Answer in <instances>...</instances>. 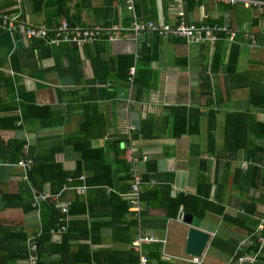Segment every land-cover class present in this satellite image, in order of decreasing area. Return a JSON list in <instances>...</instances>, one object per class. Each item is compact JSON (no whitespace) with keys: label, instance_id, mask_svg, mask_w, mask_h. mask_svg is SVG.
<instances>
[{"label":"crops","instance_id":"0c3cea01","mask_svg":"<svg viewBox=\"0 0 264 264\" xmlns=\"http://www.w3.org/2000/svg\"><path fill=\"white\" fill-rule=\"evenodd\" d=\"M133 2L138 13L136 21L140 23L176 25L180 21V11L184 19L186 15L188 21L197 23L206 22L209 18L221 19L223 27L216 25V29L228 34L226 51L221 50L225 54L224 63L208 72L215 43L207 40L191 43L182 37H170L151 30L143 31L137 39H132L134 32L130 27L133 21L130 22L131 17L125 10L123 0H19V3L0 0V16L18 14L28 25L43 26L52 32L69 14L74 20L73 27L99 33L95 43L80 48L68 42L57 46L48 39V43L42 40L40 44L36 41L41 39H28L20 34L0 31V143L28 141L35 156L47 157L52 150L64 145L65 137L79 132L83 116L91 104L98 105L103 113L108 125L107 136L117 133L123 127L124 120L121 119L125 114L126 99L120 94L123 95L127 89V96L135 95L134 87L123 82L117 67L122 58L132 56L133 63L128 71L130 75L134 70L135 76L140 68L151 69L158 75L156 85L145 91L142 101L134 102L130 97L129 117L132 116V122L138 125L140 119L153 116L161 129L162 122L168 125L172 119L169 108L182 106L194 111L200 108L203 112L194 115L196 122L192 121L190 135L172 138L163 131L161 138L137 140L136 147L145 156L139 166L143 171L146 160L155 161L158 173L165 174L163 178L172 175L173 180L169 185L173 197L178 194L185 198L198 195L216 204L204 218L199 219L201 229L208 231L212 239L215 236L220 239L214 245L213 241L209 244L200 258V264H228L236 243L249 233L234 225L238 219L228 223L216 211L222 208L225 214L236 218L239 213H246L238 210V205L245 202L254 204L258 213L264 212L261 203L264 200V182L255 184L248 174L241 176L242 171H247L251 165L264 173V42L261 38L264 35V5L250 8L222 3L232 8L221 10L216 0H203V4L189 12L183 0ZM119 25L127 30L125 33L128 36L109 41L108 33L112 27ZM232 33L235 34L234 40L230 39ZM245 35L248 37L245 38ZM253 35L258 37L256 44L251 42L250 36ZM102 42L107 44L104 52ZM233 44L237 45L234 53L231 48ZM48 53H57V56H49ZM96 53H105L103 57L110 64V80L106 78L107 70L103 65H93ZM69 66L74 68L67 72ZM97 75L100 77L98 80ZM207 91L211 92V97L205 96ZM112 92L116 97L111 95ZM38 107H49L52 113L44 111L46 116L34 118V115L42 112ZM210 110L213 113H209ZM13 117L18 118L15 127L4 128V125L11 123H5V119ZM213 122L215 128L212 131L209 126ZM106 142V137L94 140L93 146L106 147ZM250 153H255L258 160L248 156ZM77 158L69 146L55 157L56 162L69 171L75 169ZM24 175L19 165L0 163V207H3L0 209V228H5L0 231V264H6L8 259L3 256L4 253L18 244L10 234H26L27 239H33L44 230L39 210L36 214L33 210L24 211L20 206H3L5 195H18L25 188ZM152 184L155 185L156 181ZM49 189V184H46L44 191ZM107 193H115L129 200L128 191L120 193L107 189ZM107 207L98 206L99 218L89 219L85 216L90 223L103 224L99 232H91L93 241H72V248L64 251L63 256L59 253L45 255V263L73 264L78 258L83 261L77 264H126L132 249L130 243L125 242L129 233L125 229L116 230L107 225L112 221L113 206ZM129 211H133L131 206ZM181 212L189 215L181 204L177 217L169 219L164 230L145 231L142 227L139 231H131L136 232L133 239L140 231L156 235L165 261L193 264V257L185 254L189 226L179 218ZM137 214L135 218L140 220ZM150 215L159 218L164 216V211L153 208ZM75 219L81 220L79 216ZM61 236L62 233L52 234L51 242L61 243ZM81 243L89 245L90 250H80ZM263 254L254 264H264ZM8 264L29 262L18 259Z\"/></svg>","mask_w":264,"mask_h":264},{"label":"trees","instance_id":"16d2710c","mask_svg":"<svg viewBox=\"0 0 264 264\" xmlns=\"http://www.w3.org/2000/svg\"><path fill=\"white\" fill-rule=\"evenodd\" d=\"M183 1L186 3V7L189 12L203 4V0ZM217 3L218 8L220 7L221 10L232 8L231 5L226 7L221 2ZM123 4L125 7L124 0ZM125 10L127 11L126 7ZM135 12L137 14H135L137 18L138 13L136 7ZM189 12L187 15H189ZM128 14L131 17V20L129 19L130 22L133 21L134 19L132 20V15L129 12ZM64 19L71 29H76L72 26L74 25V20L69 16V14H66ZM185 20H189V17L186 15ZM193 23L196 25L207 24V26L211 28H217L216 25L220 28L223 27L221 19L212 20L209 18L206 22ZM60 24L61 23H59L55 29L51 30L52 32L46 28L49 32V39L52 38L53 33H56L59 29ZM214 33L217 36V40L214 44L215 53H213L211 58V62L209 64L210 70L208 69V72L214 71L216 66L224 63L225 54L221 53V50L226 51V42H228L227 33L218 31V29H216ZM253 36L258 39L255 35ZM261 38L264 42V35H262ZM42 40L48 43L47 39H41L36 42L41 44L43 42ZM100 44L103 48L102 52H104L107 44L106 42H102ZM142 47H144V44ZM231 48L233 50L232 53H234V50L237 49V45L233 44ZM75 49L77 50V48ZM48 50H50V47ZM48 54L49 56H57V53ZM74 54L78 53L74 52ZM104 54L105 53H96L97 58L94 57L93 65H103V67L107 70L106 78L107 80H110L111 72L108 70L110 68V64L104 59ZM132 63V56H126L118 62L117 67L121 72L120 78L123 82H125L127 86H131L132 84V87H134L135 90V95L133 97L130 95L127 96L126 100H124V105L130 97L134 100V102L142 101L145 91L153 88L157 82V73L151 69L143 68L137 70L136 75L133 77V82H130L131 75L128 71ZM231 63L232 59L230 60V64ZM73 68L74 67L69 66L67 68V72L68 70L72 71ZM95 77L97 80L100 79L98 75ZM207 79L210 78L208 77ZM208 87L210 86L208 85ZM204 94L205 96L210 95L209 97H211L210 91H207ZM111 95L116 97L115 92H112ZM37 109L42 112L34 115V118L38 116H46L44 111H48L50 114L52 113L51 109L49 110V107H38ZM87 109L90 110L88 111ZM87 109L85 115L83 116L84 120L80 124L79 132L65 137L64 145L60 148L52 150L50 155L47 157L35 156L28 141H13L11 143L2 141L0 143V163H14L18 165L19 160L23 157H29L34 160L31 169L27 172L24 171V180L26 182L25 188L18 195H5L3 198L4 208L9 206H20L23 207L24 211L33 210L36 214L39 210L40 219L42 220L44 226L42 234L33 239H27L26 234L19 235V233H12L9 235L16 239L18 244L4 253L3 256L8 259L6 260V264L18 259L28 261L30 256L33 254L30 246L31 242L37 245L36 253L39 257L38 264H46L44 261L45 255L59 253V255L63 256L64 251L72 248V241L78 239H90L93 241L91 232L93 233V230L99 232L103 224H99L98 222L90 223V221L85 219V216L89 217V219L99 218V216L101 217L100 212L98 211V206H105L106 208H108L107 206H113L111 207L113 208L112 221L109 224L107 223V225L116 230L125 229L129 233L127 241L125 240V242L130 243L132 249H130L127 256L128 260L126 261V264H137L140 256L134 252L132 243L139 237L140 234L143 233L140 231L139 235L133 239L136 232L131 233V231H135L136 229L139 231L138 229H143L142 227L145 228V231H148L149 229L164 230L167 227L169 219H175L177 217L181 204H183L185 212H187L190 216L201 219L205 217L206 213L211 210L212 207H215L216 204L207 202V200L199 197L198 195L185 198L180 196L182 194H178L173 197L171 195L172 187L169 185V182L173 180L172 175H166L167 177L163 178L165 174L158 173L156 162L151 160H146L145 170L141 171L139 163L143 160L144 155L140 152L141 150L139 148L136 153L131 152L130 149L131 143H136L137 140L161 138L163 136V131L168 132V135L172 138H181L184 134L190 135L191 126H193L192 121L196 122V120L193 119L194 115L203 114L200 108H196L195 111L182 106L169 108L171 110L172 119H170L168 125H166L165 121L162 122L161 129L158 128L157 120L153 116H148L146 119H140L138 125L132 122L131 116L128 120L133 127L127 131L125 129L126 115L122 114L123 119L121 120H124L122 129H120L117 133L108 136V125L106 124L107 122L98 105L91 104V106ZM209 113H213V111L210 110ZM17 121V117L6 118L5 123H11L4 125V128L13 129ZM214 128L215 123L213 122L212 126H209V129L213 131ZM105 137L107 140L106 147L93 146L94 140ZM212 137H210V139H213ZM26 145H29L28 151L24 148ZM67 146L71 147L73 152L78 156L76 160V167L72 171L64 169L62 164L56 162L55 159L58 153L65 152V148ZM238 149H240V146ZM248 156L253 157L256 161L258 160L255 153H250ZM133 164H136L137 170L141 172L142 177V186L139 197V202L141 204L140 212L129 211L131 206L130 200L123 199L115 193H107V189H115L120 193L130 191L133 181L131 171ZM247 174L250 176L252 183L258 184V181L259 183L264 182V173L261 172L260 169L256 170L253 165L249 166L247 171H242L241 176H247ZM80 177H83V179H80ZM69 179L72 181L69 182ZM154 180L156 181L155 185L152 184L155 182ZM46 184H49L50 186V189L47 192L44 191ZM65 186H67L68 189H64ZM73 186H81L86 189L84 192H81L78 189H72ZM43 195H46L47 198L41 199ZM63 202H70L67 213H63L62 208H60L59 204ZM261 203L263 204L262 206H264V200ZM1 208L3 207H0V209ZM153 208L163 210L164 216L152 218L150 211ZM256 208L254 207V204L248 205L243 202L238 205V210H244L246 213H239L237 217L235 216L236 218H233L232 215L225 214L222 208L216 211L217 214L223 215V219H225L228 223L238 219L234 225H238L239 227L246 229L249 233L247 237L240 239L236 243L232 257L235 255V252H239L238 254L241 255L247 254L251 256L259 254V257L264 253V241L259 240L260 236L264 238V229L260 231L258 229L264 214L263 212H261L262 214L258 213L255 210ZM135 213H138L137 215H139L140 220L138 217L135 218ZM77 216H79L81 220L75 219ZM129 217H131V219H129ZM63 225L65 226V230L61 236V243L53 244L51 242L52 234H54V231ZM88 226L91 227L88 228ZM1 229L5 230L4 227H1L0 231ZM144 234L153 235L146 232H144ZM156 237L158 238V236ZM218 239H220L219 236H215L211 239V242L213 241L212 244H216ZM159 242L144 243L142 245V254L146 256L147 264H172L163 259V251ZM81 244V246L79 245L80 250H85L87 252L90 250L89 245L83 243ZM64 248L65 250H63ZM0 252H2V250H0ZM13 252H16V254H12ZM186 256L189 255L186 254ZM194 258L195 257H193V264H198L194 261ZM78 261L82 262L83 260L75 258L73 264H77Z\"/></svg>","mask_w":264,"mask_h":264},{"label":"built area","instance_id":"2783aa9c","mask_svg":"<svg viewBox=\"0 0 264 264\" xmlns=\"http://www.w3.org/2000/svg\"><path fill=\"white\" fill-rule=\"evenodd\" d=\"M16 3H19V0H15ZM217 2L221 3H227L231 5H235L238 3H241L247 7H258L260 8L262 5H264V2L259 0H216ZM125 7L127 11L132 15V18L134 19L132 22V26L130 29L134 32V36L131 37L132 39H137L138 35L142 33L143 31L151 30L154 32H157L159 34L168 35L170 37H176V38H184L187 41L191 43H201L205 40L211 42L212 44L215 43L217 40V36L214 33L216 28H211L207 25H196L193 22L186 21L183 18V12L180 11V21L176 25H170L168 23H162V24H156L154 22H148V23H140L136 21L135 17V5L133 0H124ZM223 30H227L224 28ZM0 31H6L11 34H20L25 36L28 39H48L50 43H53L57 46L61 45L64 42L73 43L77 45L78 47H82L88 44H93L97 41L99 38L98 31L90 30V29H71L68 26V23L63 20L62 24L60 25L59 29L56 31V33H53V37L49 39V32L46 27L43 26H33L28 25L18 14H3L0 16ZM127 30L124 29L123 26H114L112 27V31L108 33L107 39L111 42L121 40L124 36L127 34L125 33ZM136 33V36H135ZM128 36V35H127ZM235 34L232 33L231 40H234ZM248 35H245V38H247ZM252 44H256V38L254 36H250ZM134 77V70L131 71V78L130 82H133ZM132 86V84H131ZM132 91V90H131ZM130 105H131V99L129 98L124 106V113L126 115L125 122L126 127L125 129L128 131L133 126L129 123L130 117ZM25 150L28 151L29 145H26ZM131 152L136 153L138 151V148L136 147V143L133 142L130 145ZM137 162V159H136ZM34 160L29 157H23L19 160L18 165L23 168L24 171H29L31 169V166L33 165ZM132 186L130 191L128 192V199L131 203V209L135 212H140L141 204L139 202L140 192H141V186H142V177L141 172L137 170L136 164H133L132 168ZM80 179H83V177H80ZM69 182L72 180L69 179ZM64 189H68L67 186H65ZM72 189H78L81 192H84L86 189L85 187L81 186H73ZM47 196L43 195L41 199H46ZM70 202H63L60 205V208H62L63 213L68 212ZM264 214V212H263ZM261 223L258 226L259 231L264 229V216L261 219ZM65 230V226H60L56 231H54V234H61ZM260 241H264V238L261 236L259 237ZM159 242V239L154 235H148V234H140L137 239L133 241V247L134 249L139 252L140 259L137 264H147V258L144 254H142V245L144 243H151V242ZM31 248L33 254L30 256L28 262L29 264H38L39 257L37 256V245L31 242ZM239 252H235V255L231 258L230 262L228 264H254L255 261H257L259 258V254H255L253 256L247 255V254H238ZM194 261L196 263H201L200 258L195 257Z\"/></svg>","mask_w":264,"mask_h":264},{"label":"water","instance_id":"95a60500","mask_svg":"<svg viewBox=\"0 0 264 264\" xmlns=\"http://www.w3.org/2000/svg\"><path fill=\"white\" fill-rule=\"evenodd\" d=\"M128 90L125 89L123 95L120 96L124 99L127 98ZM179 218L183 219L185 223L189 226L186 246H185V254L197 258H201L204 253L207 251V248L211 242V234L208 231L201 229L200 227V219L190 216L184 215L182 212L179 213Z\"/></svg>","mask_w":264,"mask_h":264}]
</instances>
